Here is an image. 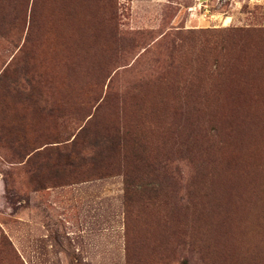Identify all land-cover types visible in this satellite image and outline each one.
I'll return each instance as SVG.
<instances>
[{
  "label": "rangeland",
  "instance_id": "1",
  "mask_svg": "<svg viewBox=\"0 0 264 264\" xmlns=\"http://www.w3.org/2000/svg\"><path fill=\"white\" fill-rule=\"evenodd\" d=\"M176 1L0 0V264H264V0Z\"/></svg>",
  "mask_w": 264,
  "mask_h": 264
},
{
  "label": "crops",
  "instance_id": "2",
  "mask_svg": "<svg viewBox=\"0 0 264 264\" xmlns=\"http://www.w3.org/2000/svg\"><path fill=\"white\" fill-rule=\"evenodd\" d=\"M155 1L168 2L169 0H155ZM223 1H227L229 6H232L234 0H223ZM175 3L179 7L177 14L179 15L182 11L184 12V9H186L190 16L188 18V22L191 23L198 24L197 22H199L203 24L204 21L210 22L212 20L211 19L212 17L217 18L219 15H225V17L223 16L224 19L229 17L226 16L225 14L227 11H221L220 9L218 8L216 9L214 7L215 6L214 0H192V3L188 5L184 4L182 0L179 1L177 0ZM192 16L198 17V19H193Z\"/></svg>",
  "mask_w": 264,
  "mask_h": 264
},
{
  "label": "trees",
  "instance_id": "3",
  "mask_svg": "<svg viewBox=\"0 0 264 264\" xmlns=\"http://www.w3.org/2000/svg\"><path fill=\"white\" fill-rule=\"evenodd\" d=\"M110 141H111V144L113 145V147L118 146L119 143H120V142H119V137H118L116 134H114V135L111 137ZM115 148H117V147H115Z\"/></svg>",
  "mask_w": 264,
  "mask_h": 264
}]
</instances>
